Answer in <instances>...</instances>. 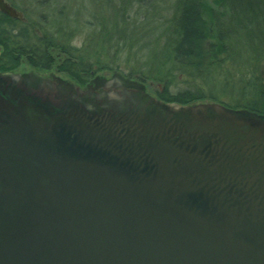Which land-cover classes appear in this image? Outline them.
Instances as JSON below:
<instances>
[{"label": "water", "instance_id": "water-1", "mask_svg": "<svg viewBox=\"0 0 264 264\" xmlns=\"http://www.w3.org/2000/svg\"><path fill=\"white\" fill-rule=\"evenodd\" d=\"M27 85L36 109L0 127V264H264V115L118 71Z\"/></svg>", "mask_w": 264, "mask_h": 264}, {"label": "trees", "instance_id": "trees-1", "mask_svg": "<svg viewBox=\"0 0 264 264\" xmlns=\"http://www.w3.org/2000/svg\"><path fill=\"white\" fill-rule=\"evenodd\" d=\"M136 1L139 4L141 2V0ZM215 1L212 5L206 0H175L173 2L171 19L164 21L162 25L159 24L161 25L160 29L163 30L162 35L165 37L164 52L168 55H165L164 59L160 61L156 73L150 72L151 76L145 75L144 78L158 79L160 73L165 75L169 73L184 74L195 78L203 77V80L206 75L209 77V81H212L222 71L223 63L234 60L235 49L245 51L248 46L252 50L251 52L258 53V51L261 52L260 50L264 52V0ZM38 3L48 11V15L41 17L44 22L39 24L42 33L29 28L28 20L30 19L25 16L23 21H18L0 13V45L4 47L6 60L11 59L10 52L19 53L27 57V63L31 67L38 70L57 67L59 72L80 84L87 82L98 70L108 69V67H100L97 70H91L89 64L81 60L80 56H75V48L69 45L73 35L71 33L74 31L72 29L73 31L70 33V28L74 26L75 22L69 20L66 22L63 19L64 12L55 13L54 0H40ZM10 5L13 9L15 8L13 4ZM203 12L209 18L208 25L204 22ZM122 32L119 30L117 35L119 42L122 43V45L119 44L121 45L119 50L124 53L126 46L129 45V48L132 47V44L127 42V38L123 36ZM107 38L108 44L118 45L115 37ZM52 50H57L63 58L55 56L51 52ZM126 76L133 78L130 74ZM245 79L241 80L243 83H240L236 94L239 97L238 100L243 102L240 105L232 106L218 102V98L211 92L208 97L201 91H184L171 95L167 87H163L164 90L157 93L156 98L162 102L175 103L176 105L214 100L213 102L226 108L251 111L253 109H251L252 105L249 100L251 96L254 99L260 97L259 84L251 83L252 81ZM137 80L144 84L146 82L143 78ZM159 82L161 81L159 80ZM254 111L257 112L255 109Z\"/></svg>", "mask_w": 264, "mask_h": 264}, {"label": "rangeland", "instance_id": "rangeland-1", "mask_svg": "<svg viewBox=\"0 0 264 264\" xmlns=\"http://www.w3.org/2000/svg\"><path fill=\"white\" fill-rule=\"evenodd\" d=\"M4 1L13 4L16 11L30 19L28 20L29 28L39 33L42 31L39 24L44 20L41 17L48 15V11L38 3L40 0L36 2L35 0ZM206 1L211 5L216 2L215 0ZM137 2L136 0H54L53 8L56 9L55 13L64 12L63 19L66 22L68 20L75 22L70 28V33L74 31L71 33L73 35L69 42V45L76 50L75 56H80L81 60L89 64L91 70L108 67L109 70H98L97 74L117 70L124 75L130 74L136 79L143 78L152 98L162 92L163 87H167L171 95L184 91H201L208 97L211 92L218 98V102L234 106L243 103L236 95L240 83H243L242 79L246 78L247 81L248 79L252 81L251 83L260 84L264 72V52L262 50L258 53L251 52L248 46L245 51L235 49L234 60L223 63L222 71L220 70L218 77L212 81H209L206 75L203 80V77L195 78L169 73L166 75L160 73L158 79L144 78L145 75L151 76L150 72H157L160 61L166 55L163 45L165 37L160 27L164 21L171 19L175 0H141L140 4ZM203 18L208 25L209 18L204 12ZM119 30L123 31L127 42L132 44V47L126 46L124 53L119 50L122 45L118 40ZM111 36L115 37L118 45L107 43V37ZM51 52L58 58H63L57 50ZM60 75L63 76V73ZM209 102L211 100L195 104Z\"/></svg>", "mask_w": 264, "mask_h": 264}, {"label": "flooded vegetation", "instance_id": "flooded-vegetation-1", "mask_svg": "<svg viewBox=\"0 0 264 264\" xmlns=\"http://www.w3.org/2000/svg\"><path fill=\"white\" fill-rule=\"evenodd\" d=\"M4 47L0 45V127L6 124V119L9 118L8 115L11 113L13 116H19L20 114H25L29 110L36 109L34 103H29V100L26 99V94L29 93V88L27 85V80L30 72H37L39 74L49 75L51 73L61 77L69 78L63 74L61 76L57 67H51L48 70H38L30 66L27 60V57L17 53H11V59L6 60L4 57ZM11 62L10 64H6ZM15 63V64H14ZM13 64V66H12ZM11 66V68H8ZM7 75H16L18 79L4 77ZM94 77L92 75L87 82L80 84L76 83L81 88H84L86 84ZM261 82L258 85V90L260 92V97L254 99L251 96L249 102L252 105L251 109L248 110L250 113H255L256 115H264V72L261 76ZM70 79V78H69ZM73 81V80H72ZM254 109L257 111L255 112ZM259 112V113H258ZM262 112V113H261ZM11 116V115H10ZM10 119V118H9Z\"/></svg>", "mask_w": 264, "mask_h": 264}]
</instances>
